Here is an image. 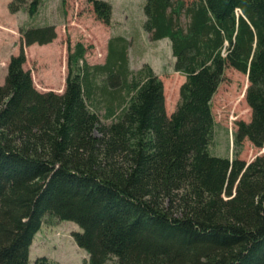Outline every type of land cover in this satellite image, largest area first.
I'll use <instances>...</instances> for the list:
<instances>
[{"label": "trees", "instance_id": "obj_1", "mask_svg": "<svg viewBox=\"0 0 264 264\" xmlns=\"http://www.w3.org/2000/svg\"><path fill=\"white\" fill-rule=\"evenodd\" d=\"M90 1L110 23L112 5ZM143 12L144 31L170 40L185 77L170 116L152 67L130 70L124 36L109 40L103 64L86 62L77 44L61 94L35 88L23 46L10 58L0 85V264H30L35 235L54 220L80 228L72 236L90 264H264V155L211 154V101L227 67L248 77L251 118L234 144L264 148V0H144ZM21 34L26 46L56 38L53 25Z\"/></svg>", "mask_w": 264, "mask_h": 264}, {"label": "rangeland", "instance_id": "obj_2", "mask_svg": "<svg viewBox=\"0 0 264 264\" xmlns=\"http://www.w3.org/2000/svg\"><path fill=\"white\" fill-rule=\"evenodd\" d=\"M33 0H0V85L4 83L10 58L24 47V69L31 72L33 85L40 92L63 93L68 74V56L77 44L85 48V60L90 65L103 64L108 53L109 40L124 36L129 42V68L132 72L144 65L152 67L164 86L166 113L176 109L179 90L185 78L175 71V59L168 38L152 41L144 31V0H105L112 5L110 23L99 19L90 0H40L37 11L30 15L27 10ZM187 4L194 0H184ZM10 4L19 11L12 12ZM182 24L186 26L187 19ZM53 25L56 38L47 44L26 46L22 30ZM81 63V61H80ZM82 64V63H81ZM247 75L227 67L211 101L215 120L211 154L234 157L250 163L264 155V148H257L245 139L239 146L234 144L239 122H248L251 110L245 99ZM99 116L103 124L112 119L105 117V108ZM80 228L70 221H45L35 235L29 263L45 257L49 264H90L89 256L74 241L72 233ZM106 264H116L115 258Z\"/></svg>", "mask_w": 264, "mask_h": 264}, {"label": "crops", "instance_id": "obj_3", "mask_svg": "<svg viewBox=\"0 0 264 264\" xmlns=\"http://www.w3.org/2000/svg\"><path fill=\"white\" fill-rule=\"evenodd\" d=\"M184 77V76H183ZM185 78V77H184Z\"/></svg>", "mask_w": 264, "mask_h": 264}]
</instances>
